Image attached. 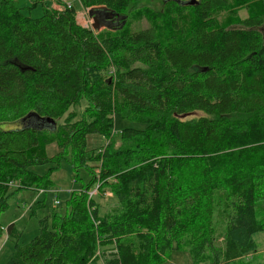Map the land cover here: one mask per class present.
Listing matches in <instances>:
<instances>
[{"label":"trees","instance_id":"1","mask_svg":"<svg viewBox=\"0 0 264 264\" xmlns=\"http://www.w3.org/2000/svg\"><path fill=\"white\" fill-rule=\"evenodd\" d=\"M41 1L30 17L0 0V215L49 182L33 165L68 154L90 180L25 244L0 222V240L14 241L5 264H160L172 249L192 264H264L263 14L243 7L241 18L244 0H172L167 16L131 29L138 0H78L123 16L97 31L68 0ZM82 98L90 118L65 115ZM114 113L144 127H124L89 168L86 137L111 135ZM46 118L54 123H35ZM52 142L60 151L48 156ZM96 182L112 191L111 212L88 195Z\"/></svg>","mask_w":264,"mask_h":264},{"label":"rangeland","instance_id":"2","mask_svg":"<svg viewBox=\"0 0 264 264\" xmlns=\"http://www.w3.org/2000/svg\"><path fill=\"white\" fill-rule=\"evenodd\" d=\"M68 1L74 4L77 8V22L82 25L87 24L90 26L89 21H92V19L87 13L88 8L80 6L78 0ZM13 2L30 17H39L43 13V4L41 0H13ZM171 2L172 0H138L129 12L128 27L131 29H139L148 26L152 13L166 15L167 10L165 6L168 5V8L172 5ZM50 4L59 8L53 1H50ZM240 6L241 8L238 11V15L241 18L247 12L243 7H247L248 10L250 9L249 12L251 14H263L262 33L264 36V0H244L243 5ZM228 21L230 23L233 22L234 19H229ZM108 29L109 28L107 27H102L97 31H106ZM87 106L86 101L82 98L76 105L71 106L65 115L68 113L73 114L75 112V119H81L85 110L86 114L82 118L88 119L90 118L91 112L89 106ZM111 117L114 122V128L111 131V135L104 136L90 133L86 137V148L97 156V159L93 158V161L89 163V168L95 170L101 168L103 165L102 157L105 150L110 146V143H115L116 147L119 146L120 132L124 127H144L143 123L130 121L122 117L120 114L114 113ZM60 121H62V119ZM4 126L15 127L17 124H6ZM59 151L60 149L55 142H52L45 147V152L48 156H54L59 153ZM66 157L68 158L69 155L67 154ZM66 157L60 158L58 163L31 166V171L41 176H46L49 182H47L44 187L40 186V189L33 188L21 190L17 196L9 200V208L0 215V222L4 230L9 224L13 223L16 229L20 232V237L18 238L20 244L29 242L39 233L40 219L47 218L49 223H51L52 213L64 214L66 210H68V201L71 197V193L82 190L84 185L89 182V172L83 167L74 171ZM18 183L19 181H15L10 186V190H12L15 185H18ZM41 187L44 189H41ZM98 187L99 183L96 182V184L87 191L88 195L90 196L91 194L92 198L99 202L100 213L111 212L117 206L112 191L107 188L105 192H100ZM56 201H58V203ZM259 244V250L262 254L264 252V236L261 237ZM13 249L14 241L8 239L4 232L3 237L0 240V264L6 263L12 255ZM105 260L104 256H100L98 263L105 264ZM160 264H192V257L188 250L172 249L169 252L167 260Z\"/></svg>","mask_w":264,"mask_h":264},{"label":"water","instance_id":"3","mask_svg":"<svg viewBox=\"0 0 264 264\" xmlns=\"http://www.w3.org/2000/svg\"><path fill=\"white\" fill-rule=\"evenodd\" d=\"M189 4H193L194 0H190L188 2ZM88 15L91 17V28L93 30H100L102 27H115L118 23L115 22L114 25L111 24L112 20L119 21L123 16H119L116 13H113L112 11L106 9L104 6L100 7H91L87 10ZM38 125H44V124H53L54 121L52 119L46 118V119H37L35 121Z\"/></svg>","mask_w":264,"mask_h":264},{"label":"flooded vegetation","instance_id":"4","mask_svg":"<svg viewBox=\"0 0 264 264\" xmlns=\"http://www.w3.org/2000/svg\"><path fill=\"white\" fill-rule=\"evenodd\" d=\"M119 21H120V20H119ZM119 21L112 20L111 24H113V25H114V23H115V22H117V23H118ZM116 26H117V25H116Z\"/></svg>","mask_w":264,"mask_h":264},{"label":"built area","instance_id":"5","mask_svg":"<svg viewBox=\"0 0 264 264\" xmlns=\"http://www.w3.org/2000/svg\"><path fill=\"white\" fill-rule=\"evenodd\" d=\"M88 22V21H87ZM90 22V27H91V21H89ZM88 22V23H89ZM82 25V24H81ZM83 26H89V25H87V24H85V25H83ZM90 196H91V194H90Z\"/></svg>","mask_w":264,"mask_h":264}]
</instances>
